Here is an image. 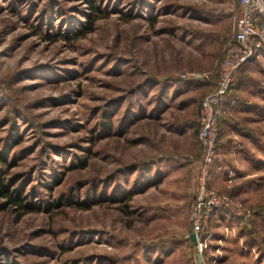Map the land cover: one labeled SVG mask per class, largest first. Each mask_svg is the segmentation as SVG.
<instances>
[{
  "label": "rangeland",
  "instance_id": "1",
  "mask_svg": "<svg viewBox=\"0 0 264 264\" xmlns=\"http://www.w3.org/2000/svg\"><path fill=\"white\" fill-rule=\"evenodd\" d=\"M238 17V0H0V264H264L258 128L237 155L219 119L203 193L224 205L194 220L200 106Z\"/></svg>",
  "mask_w": 264,
  "mask_h": 264
},
{
  "label": "built area",
  "instance_id": "2",
  "mask_svg": "<svg viewBox=\"0 0 264 264\" xmlns=\"http://www.w3.org/2000/svg\"><path fill=\"white\" fill-rule=\"evenodd\" d=\"M239 17L235 24L233 39L223 50V58L218 68V79L210 92L203 98L198 119L197 137L202 149L203 166L201 169V193L194 204L196 232L201 230L198 222L206 209L224 205L223 200L203 193L208 169L212 164L218 143L219 119L222 116L221 105L231 91L236 73L253 56L264 50V0H238ZM206 219V217H205ZM200 251L202 245L199 243Z\"/></svg>",
  "mask_w": 264,
  "mask_h": 264
},
{
  "label": "crops",
  "instance_id": "3",
  "mask_svg": "<svg viewBox=\"0 0 264 264\" xmlns=\"http://www.w3.org/2000/svg\"><path fill=\"white\" fill-rule=\"evenodd\" d=\"M221 130L226 129L221 142L235 139L237 155L243 147L252 149L253 129H259L260 143L264 139V55L256 54L237 72L231 91L221 105ZM229 129V131H227Z\"/></svg>",
  "mask_w": 264,
  "mask_h": 264
},
{
  "label": "trees",
  "instance_id": "4",
  "mask_svg": "<svg viewBox=\"0 0 264 264\" xmlns=\"http://www.w3.org/2000/svg\"><path fill=\"white\" fill-rule=\"evenodd\" d=\"M5 186L2 185L1 181H0V193H1V197H9L8 194L5 191ZM9 200L11 201V203H14V200L12 198L9 197Z\"/></svg>",
  "mask_w": 264,
  "mask_h": 264
},
{
  "label": "water",
  "instance_id": "5",
  "mask_svg": "<svg viewBox=\"0 0 264 264\" xmlns=\"http://www.w3.org/2000/svg\"><path fill=\"white\" fill-rule=\"evenodd\" d=\"M191 240L195 243V237H194V235L191 236ZM198 259H199V256H198Z\"/></svg>",
  "mask_w": 264,
  "mask_h": 264
}]
</instances>
